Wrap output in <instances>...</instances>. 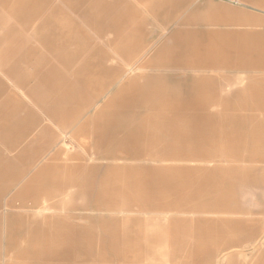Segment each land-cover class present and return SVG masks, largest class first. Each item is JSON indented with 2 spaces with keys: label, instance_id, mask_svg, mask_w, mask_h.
<instances>
[{
  "label": "crops",
  "instance_id": "0c3cea01",
  "mask_svg": "<svg viewBox=\"0 0 264 264\" xmlns=\"http://www.w3.org/2000/svg\"><path fill=\"white\" fill-rule=\"evenodd\" d=\"M229 1L252 12L215 0H0L19 25L0 33V264H264V0ZM144 19L178 22L150 55ZM229 68L245 73L218 84ZM141 110L170 121L96 126L92 157L112 162L71 161L54 126ZM145 156L162 162L119 161ZM161 224L196 230L174 234L165 263L132 232ZM259 235L247 257L242 243Z\"/></svg>",
  "mask_w": 264,
  "mask_h": 264
},
{
  "label": "rangeland",
  "instance_id": "374dc122",
  "mask_svg": "<svg viewBox=\"0 0 264 264\" xmlns=\"http://www.w3.org/2000/svg\"><path fill=\"white\" fill-rule=\"evenodd\" d=\"M195 2H201L202 0H194ZM216 2H222L224 4H227L230 7H240L242 9H245L247 11H251L252 12V7L245 6L242 4H236L233 3L229 0H215ZM242 1V0H241ZM198 4V3H196ZM193 7L197 8V5H192ZM199 7H202L203 5L200 3L198 5ZM65 11L70 13V11L65 8ZM138 10L140 11V6H138ZM72 17H75L74 15H72ZM76 18V17H75ZM80 22L81 25L84 26L83 22L81 20H78ZM137 22V23H136ZM139 24L138 21H128L127 24ZM140 23H142L144 25V29L145 31H153V33H148V37L142 39V37L140 38V41L143 44H146L147 42H151L154 43V45L152 47H149V49L146 52V55H150L153 51H155V46L166 40L169 36V32L171 33L172 30L174 28L178 27V22H171L169 25L167 22H163V21H155L153 19H144L143 21H141ZM13 24L15 26V28H19V25L13 21V19L11 17H9L8 15H6L3 11L0 10V33H2V31L4 30L6 25H10ZM18 30V29H16ZM17 36H20L22 38L26 37V34H24L21 31L16 32ZM90 35L92 36V33H90ZM96 44L98 46H100L101 48L105 49V44L102 43V41L100 39H96ZM140 43V42H139ZM127 50L128 53H132L133 52V48L129 47L128 49L125 48ZM185 72L187 74H193L192 70L190 69H184ZM151 71H161V72H177L179 71L178 69H152ZM200 72V71H199ZM217 73H224V74H231V78L232 79H219L217 80L218 84L223 85L226 82H230V84H234L236 83L245 73L244 70L242 69H237V68H229V69H224V70H216ZM203 73H209V71H203ZM6 84H10V81H6L4 79H2ZM262 88H264V85L260 86ZM261 95L264 97V92L261 93ZM261 98V97H260ZM261 102V100H260ZM154 112H145L143 114L141 113H135V114H130V113H125L122 115L125 116H121L119 118L116 117H96V116H89V117H85V116H80L78 114H75L76 116H74V119L76 121V123H73L74 125L76 124L75 127H73L74 129L71 130V127L68 128L66 126H58L57 122L56 124H54L56 130H57V135L58 137L62 138V141L60 142V145L62 146V148H64V151L67 152L68 154H70L71 156L75 157L73 159H70L73 162H80L82 161L81 158H84L85 160L89 161V162H109V161H113L112 159H101V158H93L92 156L94 154H98L99 149H96L93 144V139L95 136H98L96 134V126L103 124L102 122H104V125H108V124H114L115 122H119L121 124L117 125L118 123L114 124L117 126H122V125H127V126H132L133 124H141V125H147V126H151L154 124H160V125H164L167 124L170 121V117H162V116H153L155 114H153ZM143 115V116H140ZM148 115V116H147ZM151 115V116H149ZM158 115H169L168 113L166 114H158ZM153 116V117H152ZM46 122L48 124H52V120L51 117L49 116L46 120ZM78 122V123H77ZM65 124V123H64ZM79 125V126H78ZM85 125V126H83ZM264 125V117H255V125H254V130L258 133L259 128L261 127V130L263 128ZM78 126V127H77ZM126 127V126H125ZM120 130L115 131L113 133V139H119L122 135L123 132H120ZM113 132V131H112ZM86 133V134H85ZM136 135H132V137H139V138H147L149 136H152V133H148V132H138L135 133ZM131 135V133H130ZM164 135V134H163ZM109 144V143H107ZM106 145V143H101L100 147H104ZM106 147H109L108 145ZM90 156V157H89ZM78 157V158H77ZM81 157V158H79ZM214 159V158H212ZM118 161V160H117ZM122 162H141V163H146V164H154V163H161L162 160L158 159V160H153L150 159L148 156H145L143 159L140 160H134V159H123V160H119ZM208 161H215V162H224L225 159L224 158H216L214 160H208ZM189 162H195V161H189ZM59 177V175H58ZM261 193V192H259ZM254 192H242L240 197L243 201H245V203H247L248 205L252 206V205H256L255 202H253L254 200ZM173 213L171 212H167L165 214H159L162 215V217L168 216V215H172ZM151 227V228H150ZM76 229H79V227H71ZM187 230V231H185ZM133 235L135 234L136 236H138L137 238L140 237V241L142 243L143 246V252L144 254L149 253L151 257L154 258H158L160 260H163L164 263L166 262L165 260L170 258V246L172 244L171 238L174 236V234H181L182 232L184 233H190V235H195L196 230L194 227H189L187 229H181V228H174V227H170L166 224H161V225H155V226H148V228L145 227H141V228H133L132 229ZM149 235H153L154 237H156V239L153 241L151 240H147L146 237H148ZM145 238H144V237ZM263 235H259V238H257L254 241H250V242H243L242 243V250L244 253L247 254V257H250V252L252 249V246L255 245L256 243H260L262 241ZM152 242L153 243V247L154 249H150L149 247L146 246L147 242ZM191 241H195L194 238H192ZM115 243V242H113ZM116 244V243H115ZM229 250H234V248L232 249H228ZM225 251V252H227ZM224 252V253H225ZM112 256V255H110ZM144 257H146L147 255H143ZM115 257V256H113ZM220 257H223V255ZM119 258V257H118Z\"/></svg>",
  "mask_w": 264,
  "mask_h": 264
},
{
  "label": "flooded vegetation",
  "instance_id": "af4514ba",
  "mask_svg": "<svg viewBox=\"0 0 264 264\" xmlns=\"http://www.w3.org/2000/svg\"><path fill=\"white\" fill-rule=\"evenodd\" d=\"M138 112H155V111H144V110H141V111H138Z\"/></svg>",
  "mask_w": 264,
  "mask_h": 264
}]
</instances>
